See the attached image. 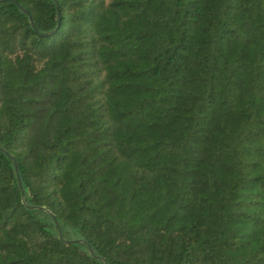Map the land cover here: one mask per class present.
<instances>
[{"label":"trees","instance_id":"16d2710c","mask_svg":"<svg viewBox=\"0 0 264 264\" xmlns=\"http://www.w3.org/2000/svg\"><path fill=\"white\" fill-rule=\"evenodd\" d=\"M0 264H264V0H0Z\"/></svg>","mask_w":264,"mask_h":264},{"label":"water","instance_id":"95a60500","mask_svg":"<svg viewBox=\"0 0 264 264\" xmlns=\"http://www.w3.org/2000/svg\"><path fill=\"white\" fill-rule=\"evenodd\" d=\"M61 234V233H60Z\"/></svg>","mask_w":264,"mask_h":264}]
</instances>
